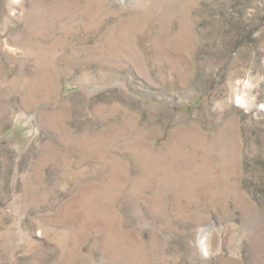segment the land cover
<instances>
[{"label": "rangeland", "instance_id": "rangeland-1", "mask_svg": "<svg viewBox=\"0 0 264 264\" xmlns=\"http://www.w3.org/2000/svg\"><path fill=\"white\" fill-rule=\"evenodd\" d=\"M0 264H264V0H0Z\"/></svg>", "mask_w": 264, "mask_h": 264}, {"label": "bare ground", "instance_id": "bare-ground-1", "mask_svg": "<svg viewBox=\"0 0 264 264\" xmlns=\"http://www.w3.org/2000/svg\"><path fill=\"white\" fill-rule=\"evenodd\" d=\"M206 243H207V237H205V239L203 240V244L206 246ZM207 247V246H206ZM205 247V248H206ZM204 248V247H203ZM208 251V250H207Z\"/></svg>", "mask_w": 264, "mask_h": 264}]
</instances>
